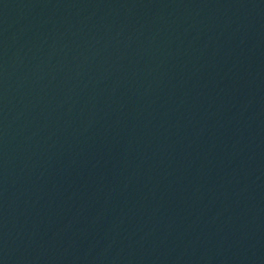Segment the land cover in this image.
I'll return each instance as SVG.
<instances>
[{
  "label": "water",
  "instance_id": "95a60500",
  "mask_svg": "<svg viewBox=\"0 0 264 264\" xmlns=\"http://www.w3.org/2000/svg\"><path fill=\"white\" fill-rule=\"evenodd\" d=\"M0 264H264V0H0Z\"/></svg>",
  "mask_w": 264,
  "mask_h": 264
}]
</instances>
